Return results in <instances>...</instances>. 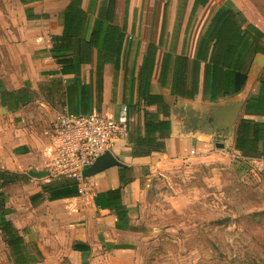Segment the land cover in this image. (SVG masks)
I'll list each match as a JSON object with an SVG mask.
<instances>
[{
    "label": "crops",
    "instance_id": "1",
    "mask_svg": "<svg viewBox=\"0 0 264 264\" xmlns=\"http://www.w3.org/2000/svg\"><path fill=\"white\" fill-rule=\"evenodd\" d=\"M13 1L22 23L20 36L25 63L18 70V77H15L18 80L9 79L8 74L0 75V80L7 90L28 87V84L32 93L37 91L39 98L33 97L28 104L15 111H8L15 116H21L22 119L29 116L32 118L28 126L21 131L23 135L18 143L16 141L10 147L11 152L6 154L0 150V170L28 176L24 181H16L2 187L1 190L7 195L5 208L8 212L5 216L24 238L25 246L31 251L32 247H35L41 254L37 261L27 264H61L65 261L70 264H133L136 247L145 231V224L138 218V201L142 196L141 179L133 175L131 182L120 186L118 167H110L80 182V194L77 196L55 200L44 198L32 204L30 196L40 192L41 185L47 182L48 178L31 177L28 171H42L47 168L52 156L51 150L49 153L47 149L48 128L58 114L85 113L83 110L86 109V113L96 111L116 117L122 107L126 108L125 102L140 101L138 87L143 80L142 62L148 43L158 45L161 29L157 32L156 41L149 39L144 45L136 43L132 50L127 27L131 26L133 21L128 9L130 5L144 7V13L139 19L147 24L151 21V7L155 1ZM167 2L169 0H161L162 17ZM226 2L241 12L234 0H219L218 5ZM206 5L198 9H203ZM212 8L202 13L201 24L190 51L185 48L189 57L193 55L197 35ZM247 21L264 34V19L260 22L251 17ZM112 26L117 27L116 34L123 35L117 57L110 54L113 48L119 46L117 40H111ZM94 31L98 34L99 48L88 44ZM164 51L178 55L182 51V44L179 51H174L169 46L164 48L162 39V44L157 47L153 57L149 78L151 92L160 94L169 105L170 133L164 139V151L133 157L126 145L125 136L121 139L124 142L122 162L131 167L150 165L155 168L163 160L178 161L187 157L190 151L197 152L201 147L203 150L212 138L210 134L216 132L206 133L195 128H199L197 123L201 117L206 116L209 125L218 127L221 134H227L228 144L238 156L259 164L262 175L264 164L259 156L246 157L233 149V135L246 98L257 95V78L264 66V55L254 56L248 78L240 92L229 97L209 100L203 93L204 63L200 65L198 93L194 99L171 94L168 82L162 83L158 80ZM97 65L101 68L99 97L96 92ZM0 107L6 110L3 106ZM145 109L154 111L155 106H147ZM126 112L131 119L128 123L129 129L141 125V113L133 109L129 111L127 108ZM257 119L264 121V117ZM262 181L264 183L263 179ZM118 187L121 204L126 208L125 221L117 220L113 210L102 208L98 203L96 205L94 199L97 194ZM98 201L101 202V199L98 198ZM0 239L9 264H14L1 235ZM75 243L86 245L88 250H74L72 245Z\"/></svg>",
    "mask_w": 264,
    "mask_h": 264
},
{
    "label": "rangeland",
    "instance_id": "2",
    "mask_svg": "<svg viewBox=\"0 0 264 264\" xmlns=\"http://www.w3.org/2000/svg\"><path fill=\"white\" fill-rule=\"evenodd\" d=\"M154 1L151 21L147 24L139 19L144 7L129 6L128 14L133 21L127 27L131 49L134 50L136 43L156 41L163 23L164 48L169 46L179 51L192 0H169L165 10L163 7V17L161 0ZM234 1L246 19L255 17L263 21L264 0ZM218 2L210 0L203 9L197 10L188 34V52L202 13ZM21 24L14 1L0 0V75L8 74L13 81L18 80L15 77L25 63ZM34 91L32 97L39 98ZM31 118L22 119L0 107L2 153L11 152L10 147L18 143L23 135L21 131ZM210 135L212 138L203 150L201 147L197 152L190 151L181 160H163L155 168L132 167V175L141 179L138 218L145 224L133 264H264L262 171L259 164L241 158L230 148L225 132L221 134L218 130ZM215 142H222L224 147H215ZM122 147L121 140L112 147V153L121 161ZM47 178V181L52 179L48 176L40 179ZM0 264H9L1 245Z\"/></svg>",
    "mask_w": 264,
    "mask_h": 264
},
{
    "label": "trees",
    "instance_id": "3",
    "mask_svg": "<svg viewBox=\"0 0 264 264\" xmlns=\"http://www.w3.org/2000/svg\"><path fill=\"white\" fill-rule=\"evenodd\" d=\"M208 1L192 0L184 29L181 53L177 55L170 51H164L161 58L158 80L162 83L168 82L170 93L178 97L188 99L196 97L202 63H204L203 93L207 99L217 100L235 95L242 90L246 83L254 56L256 54L264 55L263 32L248 22L243 14L234 9L229 2H226L211 9L197 35L193 55L189 57L185 50L188 44L189 30L197 9L206 5ZM111 29V40L112 42L117 40L119 46L113 48L110 54L117 57L120 53V42L123 35L115 33L117 27L112 26ZM163 29L164 25L162 24L158 45L148 43L147 46L142 62L143 80L138 87L140 101L125 102L129 111L133 109V111L141 113L142 116L141 125L134 129L128 128L126 133V145L133 157L164 151V139L170 133L169 105L160 94L152 93L149 86L153 57L157 47L162 44ZM97 36V31H94L88 44L99 48ZM96 73L98 74L96 92L99 97L101 92V68L99 65H97ZM257 81V95L246 98L242 115L235 125L233 135V149L246 157H264V121L257 119V117H264V66ZM32 99V92L28 87L7 90L0 80V105L7 111H15L31 102ZM151 105L155 106L154 111L145 109ZM83 112L86 113L88 110L85 109ZM27 178L26 174L0 170V235L14 264L33 263L41 257L35 247H32L31 251L25 246L24 238L5 216L8 212V209L5 208L7 195L1 190L2 187L16 181H24ZM118 179L120 186L131 182L133 179L132 167L126 164L118 167ZM262 179L264 180V173ZM79 184L80 182L76 179L68 177L51 179L41 185L40 192L30 196V201L33 204L44 198L55 200L77 196L80 194ZM98 198L101 199V202L98 201ZM94 199L96 205L99 204L98 206L102 208L113 210L117 220H126V208L120 201V187L99 193ZM72 248L81 252L88 250L86 245L80 243L73 244ZM61 264L70 263L65 261Z\"/></svg>",
    "mask_w": 264,
    "mask_h": 264
},
{
    "label": "built area",
    "instance_id": "4",
    "mask_svg": "<svg viewBox=\"0 0 264 264\" xmlns=\"http://www.w3.org/2000/svg\"><path fill=\"white\" fill-rule=\"evenodd\" d=\"M130 121L125 107L116 117L96 111L60 113L49 126L52 156L46 169L47 176L52 179L68 177L81 182L82 171L104 151L112 152L114 143L126 136ZM259 159L264 164V157Z\"/></svg>",
    "mask_w": 264,
    "mask_h": 264
},
{
    "label": "water",
    "instance_id": "5",
    "mask_svg": "<svg viewBox=\"0 0 264 264\" xmlns=\"http://www.w3.org/2000/svg\"><path fill=\"white\" fill-rule=\"evenodd\" d=\"M197 124L199 126V130L206 133H210L212 131L217 132L219 130L218 127H214L208 124V122L206 121V116H202ZM214 146L217 148H223L224 144L222 142H215ZM122 165H124L122 161H120L116 156H114L111 151L106 150L102 154L97 156L94 161L82 171L81 180L87 179L107 168L120 167ZM28 175L35 178H41L42 176H47V171L29 170Z\"/></svg>",
    "mask_w": 264,
    "mask_h": 264
}]
</instances>
